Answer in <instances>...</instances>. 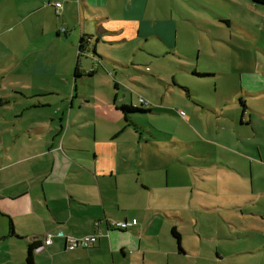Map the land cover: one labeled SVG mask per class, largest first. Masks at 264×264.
Masks as SVG:
<instances>
[{"label": "crops", "instance_id": "1", "mask_svg": "<svg viewBox=\"0 0 264 264\" xmlns=\"http://www.w3.org/2000/svg\"><path fill=\"white\" fill-rule=\"evenodd\" d=\"M17 1L22 3L18 7L24 12L18 19L19 24H23L26 16L38 14L45 18L37 17L40 38L34 41H41L31 48L30 69L23 71L35 80L31 95L37 99L19 104L18 112L8 114L11 117L0 118V264H178L179 259L190 255L201 259L199 251L192 253L184 248L183 234L177 226L172 227L178 238L171 234L170 228L166 240L161 233V205H149L151 196L161 187V167L157 163L161 161V152L156 150L161 131L141 115L145 112L130 113L125 118L118 109L125 103L118 101L114 93L112 103L118 112L116 115L110 108L113 105L108 103L109 82L98 76L100 64L106 71L112 67L114 74V66L133 64V59L129 62L125 59L133 58L139 48L138 45L130 47L132 39L137 43V39L145 41L152 34L167 51L172 48L173 37L165 40L161 32V28L167 29L162 24L168 23L170 15L160 17L155 13L147 17L148 0ZM189 1L206 9L225 28L233 27L252 37L248 27L229 19L215 6ZM244 1L264 10L262 4ZM54 2H59L60 7L55 8ZM204 22L212 26L210 21ZM44 32L45 40L41 37ZM212 40L217 43H212L214 51L223 50L230 55L231 49L221 45L227 41L231 46L230 37L218 35ZM255 48L264 54V46L256 44ZM153 53L154 56L164 54L162 50ZM191 67L190 73L196 77L212 79L222 74L229 78L228 84L214 82L213 93L217 97L207 103V110L214 114L216 132L205 141L216 153L195 149L193 141L184 135H174L173 141L179 144L174 151L201 158L213 154L225 158L229 154L244 156L240 162L220 159L215 163L226 171L238 173L244 182L223 184L226 209L238 204L237 209L243 204L245 210L257 217L258 240L249 243L254 249L242 254L264 251V210L256 212L247 207L250 204L264 207V132L258 126L264 122V72H240L235 82L234 72L204 69L198 73L205 75L199 76L194 65ZM40 84L46 88L42 89ZM119 87L123 85L115 81L113 89L117 91ZM99 88H104V93L88 92ZM41 95L48 98L39 100ZM238 104L241 108L238 121L251 125L252 133L245 130L234 135L230 123L219 119L223 115L236 120ZM38 107L45 108L46 112L28 110ZM149 110L161 111L158 107ZM252 115L259 120L254 121ZM127 126L130 130H126ZM218 128L227 131L226 137L216 134ZM124 131L127 132L122 137ZM11 153L15 155L13 159ZM150 172L157 174L152 183L144 177ZM202 208L210 210L211 206ZM131 219H135V224L125 228L111 226L112 221ZM210 234L204 233L207 239L200 240V247L224 252ZM85 235H94L95 241L81 248H65L66 237ZM47 236L50 243L32 251L27 258L26 247L31 242L39 246ZM218 256L219 253L214 254L213 260L218 261ZM257 264H264V258Z\"/></svg>", "mask_w": 264, "mask_h": 264}, {"label": "rangeland", "instance_id": "2", "mask_svg": "<svg viewBox=\"0 0 264 264\" xmlns=\"http://www.w3.org/2000/svg\"><path fill=\"white\" fill-rule=\"evenodd\" d=\"M198 1L215 6L229 19L240 21L252 31V37L245 36L233 27L225 28L206 9L190 3L189 0H148L147 17H153L155 13L160 17L170 15L171 19L168 23L162 24L167 29L161 28V32L165 40L169 36L171 39L173 37L172 48L167 51L166 46L160 44L152 34L145 41L137 39L136 43L132 39L129 42L130 47L138 45L139 48L134 51L133 58L125 59L128 62L133 59V64L127 63L126 67L114 66L115 74L112 67L110 71H106L100 64L98 76L109 82L111 97L108 103L113 105L110 108L116 115L118 112L114 108L115 104L112 103L114 93L117 100H122L125 105L132 103L138 109L148 110L141 115L146 116L161 131V141L157 142L159 147L156 149L161 152V161H157L161 167V187L156 190L154 196H151L149 205H161V222H163L161 233L165 235L166 240L169 237V229L177 226V230L183 234L184 248L192 253L199 251L201 258L198 260L190 255L188 258L179 259L177 263L187 264L191 261L192 264H257L261 258H264V251L242 254L254 249L249 243L253 244L258 240L256 232L258 226L255 225L257 217L245 210L243 204L237 209L238 204H234L235 208L226 209L227 194L222 191L223 184H243L242 177L238 173L226 171L215 163L220 159L240 162L244 160V156L229 154L225 158L220 154H213L214 156L201 158L191 154H177L174 149L179 144L173 141V137L184 135L193 141L195 149H203L206 152L213 150L216 153V150L205 141L213 137L216 132L214 114L207 110L209 107L207 103L213 98L216 100L217 96L213 93L214 82L216 81L218 85L228 84L229 78L222 74H217L212 79L196 77L190 73L191 66L194 65L196 72L204 69L209 71L225 69L234 72L235 82L238 81L237 75L240 72H264V54L255 48L256 44L264 46V10L251 7L244 0ZM20 4L22 3L17 0H0V102L7 100L0 105V118L2 115L5 118L11 117L8 114L15 110L18 112L19 104L33 98L37 99L31 95L35 80L23 71L30 69V50L38 46L41 41H34L40 38L38 36L40 18L37 17L45 18V16L38 14L26 16L28 18H23V24H19L18 19H21L24 13L18 7ZM45 12L49 17L47 10ZM207 20L212 26L204 22ZM218 35L230 37L231 46L227 41L226 44H221L224 48L231 49L230 55L223 50H213L212 43H217L213 42L212 38L216 39ZM41 37L45 40L46 33L44 32ZM160 50L164 52L163 55H153V52ZM72 51L75 52L74 46ZM187 54L192 56H185ZM93 78L97 79L96 76ZM115 81L123 85L117 91L113 89ZM39 87L46 88L42 84ZM180 87L185 88L186 92ZM22 88L25 90L21 91ZM104 90V88L89 89L88 92L97 94V92L104 93ZM46 98L47 95H41L39 100ZM153 107H158L161 111L149 110ZM237 107L239 113L236 120L233 121L223 115L219 119L230 123L234 135L236 131L249 130L252 133L251 125H242L238 121L241 108L239 104ZM28 110L35 113L46 112V109L41 107ZM179 110L184 115L179 114ZM252 119L259 120L256 115H252ZM258 126L264 132V122L262 121ZM129 128L127 126L126 130H130ZM126 132H122V137ZM226 132L218 128L216 134L226 137ZM238 142L240 146L248 149L242 142ZM14 157L15 155L11 153V158ZM156 175L150 172L149 175L144 174V177L152 183ZM229 191L232 193L231 189ZM207 206H211V209L202 208ZM247 207L256 212L264 210L261 204L258 206L250 204ZM147 210L150 211L149 207ZM206 232H212L210 235L223 251L225 249L224 252H220V249L215 251L211 248L205 250L204 246L200 247V240L206 242L204 240L207 239L204 235ZM256 243L259 244V241ZM216 253H219L218 261L213 260Z\"/></svg>", "mask_w": 264, "mask_h": 264}, {"label": "built area", "instance_id": "3", "mask_svg": "<svg viewBox=\"0 0 264 264\" xmlns=\"http://www.w3.org/2000/svg\"><path fill=\"white\" fill-rule=\"evenodd\" d=\"M55 8L60 7L59 2H54L53 3ZM145 104V103H144ZM179 114H182V112H179ZM135 224V219H131L130 221H112L111 226L117 229H122L125 228L128 225ZM95 241V236L94 235H85L81 236L79 238H72V237H66L65 238V248L66 249H73L75 247H85L87 245L92 244ZM50 242V238L44 237L43 238V245H46ZM41 248V245L36 246L33 250L37 251Z\"/></svg>", "mask_w": 264, "mask_h": 264}, {"label": "trees", "instance_id": "4", "mask_svg": "<svg viewBox=\"0 0 264 264\" xmlns=\"http://www.w3.org/2000/svg\"><path fill=\"white\" fill-rule=\"evenodd\" d=\"M252 2L258 3V4H262L264 5V0H250ZM223 22H225V20H223ZM81 48V45L79 44V49ZM76 71H77V67L75 65L74 68V74L76 75ZM196 75L202 76L205 75V73H198L196 72ZM118 109L123 113V115L125 116V118L128 116V114L130 113H135V112H146L148 110H142V109H138L135 106L132 105H120L118 106ZM171 234H173V236L175 238H178V234L177 232L174 230L173 227H171ZM44 238V237H43ZM43 242V240H42ZM50 243V242H49ZM48 243V244H49ZM41 246L43 245L42 243L40 244ZM47 245V244H46ZM36 247V245H34V242H31L28 246H27V252H26V257H31L32 251H34L33 249Z\"/></svg>", "mask_w": 264, "mask_h": 264}]
</instances>
